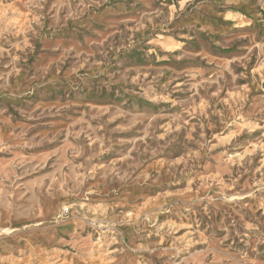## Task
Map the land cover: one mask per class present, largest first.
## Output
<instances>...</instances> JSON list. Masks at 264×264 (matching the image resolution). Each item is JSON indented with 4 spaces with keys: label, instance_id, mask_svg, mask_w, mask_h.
Here are the masks:
<instances>
[{
    "label": "rangeland",
    "instance_id": "rangeland-1",
    "mask_svg": "<svg viewBox=\"0 0 264 264\" xmlns=\"http://www.w3.org/2000/svg\"><path fill=\"white\" fill-rule=\"evenodd\" d=\"M0 264H264V0H0Z\"/></svg>",
    "mask_w": 264,
    "mask_h": 264
}]
</instances>
